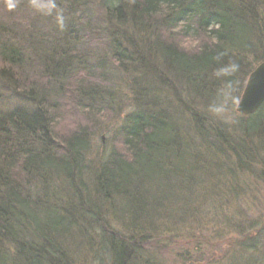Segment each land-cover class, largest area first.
Segmentation results:
<instances>
[{"label":"trees","instance_id":"16d2710c","mask_svg":"<svg viewBox=\"0 0 264 264\" xmlns=\"http://www.w3.org/2000/svg\"><path fill=\"white\" fill-rule=\"evenodd\" d=\"M262 62L264 0H0V264H155L154 219L190 218L212 172L264 181V103L232 123L210 109ZM123 78L119 148L89 160Z\"/></svg>","mask_w":264,"mask_h":264},{"label":"rangeland","instance_id":"374dc122","mask_svg":"<svg viewBox=\"0 0 264 264\" xmlns=\"http://www.w3.org/2000/svg\"><path fill=\"white\" fill-rule=\"evenodd\" d=\"M91 39L84 41V46L79 47L80 50L86 56L101 55L104 52L102 41L93 37ZM114 74L112 79L119 75V72L114 71ZM120 74L124 75L122 70ZM246 79L245 76L244 80ZM123 80H114L117 87L114 102L120 111L115 113L111 121L100 129L102 132L95 136L89 160L95 159L100 147L103 148V155L112 148H119L118 137V143L114 142L115 131L119 128L123 114H127L134 107L129 101L131 92L126 85L130 82L125 78ZM157 80L151 81V89L159 90L160 95L168 96L165 89L156 85ZM8 92V89H4L2 96L11 104H16L14 97L9 96ZM237 96L233 101V93L221 95L223 102L220 107L210 108L212 114L219 113L218 116L226 123L236 121V106L240 98ZM212 173L220 176L199 184L203 191L199 190L201 196L194 197L193 203L188 206V209L194 212L190 218L183 216L175 222L176 217L180 216L179 209L183 206L173 203V210L168 208L166 214H163V221L161 218L154 219L157 231L153 232L152 236H145L142 245L155 264H264V181L241 174L231 177L228 171ZM89 186L91 187L90 183ZM112 210L111 213L107 209L106 219L110 220V229L118 232L122 224L117 222L119 214H113ZM251 225L257 229L250 231L253 227ZM161 227L162 230L159 231ZM67 246L70 252L79 247L70 242H67ZM78 261L77 264H108L106 259L99 262L93 253L81 256Z\"/></svg>","mask_w":264,"mask_h":264},{"label":"water","instance_id":"95a60500","mask_svg":"<svg viewBox=\"0 0 264 264\" xmlns=\"http://www.w3.org/2000/svg\"><path fill=\"white\" fill-rule=\"evenodd\" d=\"M264 103V62L258 64L247 76L236 106L243 115L254 113Z\"/></svg>","mask_w":264,"mask_h":264}]
</instances>
